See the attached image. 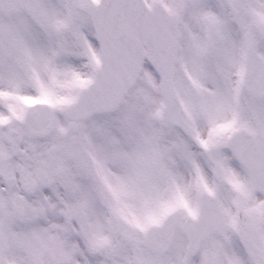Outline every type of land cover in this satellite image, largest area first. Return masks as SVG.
I'll return each mask as SVG.
<instances>
[{"label": "snow or ice", "instance_id": "obj_1", "mask_svg": "<svg viewBox=\"0 0 264 264\" xmlns=\"http://www.w3.org/2000/svg\"><path fill=\"white\" fill-rule=\"evenodd\" d=\"M0 264H264V0H0Z\"/></svg>", "mask_w": 264, "mask_h": 264}]
</instances>
